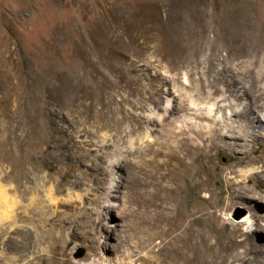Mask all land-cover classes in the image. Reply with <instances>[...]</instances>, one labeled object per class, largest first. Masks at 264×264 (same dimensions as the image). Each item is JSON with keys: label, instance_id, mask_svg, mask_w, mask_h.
Masks as SVG:
<instances>
[{"label": "rangeland", "instance_id": "374dc122", "mask_svg": "<svg viewBox=\"0 0 264 264\" xmlns=\"http://www.w3.org/2000/svg\"><path fill=\"white\" fill-rule=\"evenodd\" d=\"M231 102L264 115V0H0V264H264V126ZM168 120L243 147L212 152L217 179L163 184ZM250 147L255 199L226 210Z\"/></svg>", "mask_w": 264, "mask_h": 264}, {"label": "bare ground", "instance_id": "6f19581e", "mask_svg": "<svg viewBox=\"0 0 264 264\" xmlns=\"http://www.w3.org/2000/svg\"><path fill=\"white\" fill-rule=\"evenodd\" d=\"M201 84H202V82H201ZM201 84H198V86L195 88L193 94L189 93V96L191 97V99H188V100L190 101L189 104L195 105L196 110H198L200 113L203 114L200 106L202 104L206 103L205 99L210 98L213 95H211V91H209V90L207 91L206 89H204V87ZM203 85H204V83H203ZM192 95H194L193 98H192ZM211 105H213V106L218 105V109H223L226 106V105H219L217 103H212ZM181 106L182 107H178L176 109L173 108L172 111H179V110H183V109L191 110V108H192L187 103L185 105H181ZM227 107L235 113L253 114L254 115L253 120H254L255 126H258V127L264 126V115H262V113L257 111L256 109H252V111L250 110L249 112L247 111L249 109V107L243 108L242 110H239V106L233 105L232 102ZM209 111H212L211 107H208V108L206 107L205 113H208ZM202 114H200L199 117L205 118V116ZM162 123H164V122H162ZM167 124L169 126H172V128H173V129L171 128L170 130H172L174 132V142H171L170 139H168V140H170V141H168V140H166V138L163 140L161 139V150L160 149H156L155 151L153 150L154 154L156 156L161 155V182L162 183L164 180L168 181V182H172V181L178 180V179L186 180L187 178L188 179L189 178H193V179L196 178L198 180L203 175L208 176L206 178L207 180H208V178L217 179V177H219L221 175V173L224 172V169H221L219 171L220 172L219 174H217V173L214 174L211 172L210 166H211V164H213V161H214V159H213L214 157H212V154H213L212 152L214 150L218 151V150L222 149V146L224 144L229 143L228 141H233V142H230L231 146H233V147L234 146H238L240 148L243 147V144L239 145L238 143H235L239 139V136H235L233 134L228 133V130H227V133H223V132L219 131V129L216 126H212L211 124L206 125V124H200V123H196V122L192 123V122L187 121V122H184V124H182L181 126H176V124H174V122L172 120H168ZM164 127H167V126H164ZM245 128H246V130L250 129V124H246ZM175 130H177V131H175ZM191 133H193L194 135H191ZM99 135H102V133H100ZM99 135H98V137H99ZM77 136L81 140V134L77 135ZM250 136L255 137L256 134L252 133V134H250ZM197 137L199 138L200 142H197ZM251 139H252V137H251ZM103 144H104V142H102V145ZM248 151L249 152H247V153L243 152L242 156H238L236 158L235 165H233V167L231 169L229 168L230 170L227 172L229 174V176H225V178H224L225 179L224 183L227 186L228 195H227V199H226L227 201L225 203L222 202L223 203L222 205H223V208L226 210L231 209L236 204H244L245 202H253L255 199V194H253V192L244 188V186H247L253 180V176L244 174L243 172H241V174H240V172H238L239 178H236L237 177V175H236L237 169L235 168L236 165L241 164L244 161H248V162L253 161L250 158V153H255L256 151L253 150L251 147L249 148ZM122 158L123 157L121 156L120 158H116V159H107V161H106L107 166L111 170H115L116 168H119V166H120L119 162H120V159H122ZM155 159H150L149 162L155 163V161H156ZM157 164H159V163H157ZM257 167H258V169L256 171H253L252 173H253V175L259 177L260 174H262V175L264 174V159H260V163L258 164ZM232 174H234V175L232 176ZM207 180H205L203 178L201 181L206 182ZM113 187H116V185H114V181L111 182L109 189L113 190ZM161 187H164V186H161ZM116 189H117V187H116ZM59 190H60V188H59ZM99 200H100V196L95 197L93 199L92 204H94V206L97 205ZM215 225H216V227H220L219 223H218V225H217V223ZM60 230H62L61 227H59L58 230H56V232H59ZM19 231H20L21 235L25 232L24 230H19ZM56 232H54V233H56ZM179 242L181 243L182 246L179 244ZM35 243L39 244V241H36ZM189 243L190 242H187L186 240L183 241L179 237H176L174 249L176 250V252L182 248H184L186 250H190L192 245ZM210 248H211L210 246L207 247L205 249V251L207 253H209ZM203 257L198 259L199 257L197 258L196 256H193V259H196V261H198L199 264H212L214 259L207 260L205 258L206 256L204 257L205 259Z\"/></svg>", "mask_w": 264, "mask_h": 264}, {"label": "water", "instance_id": "95a60500", "mask_svg": "<svg viewBox=\"0 0 264 264\" xmlns=\"http://www.w3.org/2000/svg\"><path fill=\"white\" fill-rule=\"evenodd\" d=\"M83 254V250H79V252H78V254H77V256H80V255H82Z\"/></svg>", "mask_w": 264, "mask_h": 264}, {"label": "clouds", "instance_id": "9594fccd", "mask_svg": "<svg viewBox=\"0 0 264 264\" xmlns=\"http://www.w3.org/2000/svg\"><path fill=\"white\" fill-rule=\"evenodd\" d=\"M250 223V222H249Z\"/></svg>", "mask_w": 264, "mask_h": 264}]
</instances>
